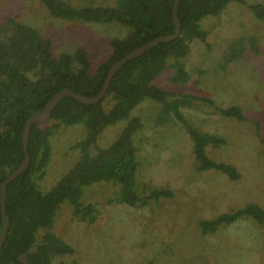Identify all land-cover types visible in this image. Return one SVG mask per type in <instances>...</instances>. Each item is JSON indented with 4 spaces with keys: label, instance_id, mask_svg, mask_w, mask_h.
<instances>
[{
    "label": "rangeland",
    "instance_id": "obj_1",
    "mask_svg": "<svg viewBox=\"0 0 264 264\" xmlns=\"http://www.w3.org/2000/svg\"><path fill=\"white\" fill-rule=\"evenodd\" d=\"M66 1L76 7L117 5V0ZM254 5L264 6V0H233L220 15L201 21L211 48L192 42L185 60L191 74L187 84L173 83L169 70L159 78L163 87L178 94L206 96L222 107L243 109L247 120L240 121L204 101L181 106L191 125L226 139L223 146L209 145L208 155L235 165L241 178L233 181L217 169L198 171L185 125L173 114L161 122L162 105L147 99L132 113L143 122L134 135L140 162L136 190L144 195L168 188L174 196L132 206L115 201L119 188L107 181L84 187L82 201L96 204L98 219L92 224L80 221L71 203L64 201L51 231L75 253L59 255L51 264H264V225L253 218L240 217L216 233L204 234L200 225L203 219L249 203L264 208V142L257 135L259 128L264 138V21ZM7 18L26 22L51 38L55 55L86 46L95 68L110 52L111 41L131 32L118 22L55 17L40 0H0V21ZM104 106L109 109L107 100ZM127 123L106 127L92 151L109 147ZM86 133L84 124H75L62 126L51 137V161L39 182L42 191L52 189L74 166L81 154L75 145ZM44 233L41 229L39 240Z\"/></svg>",
    "mask_w": 264,
    "mask_h": 264
},
{
    "label": "trees",
    "instance_id": "obj_2",
    "mask_svg": "<svg viewBox=\"0 0 264 264\" xmlns=\"http://www.w3.org/2000/svg\"><path fill=\"white\" fill-rule=\"evenodd\" d=\"M40 1L55 17L118 22L130 27L131 32L125 38L113 39L110 52L95 68L86 46L73 53L55 55L52 39L42 35L37 28L15 18L0 21V188L24 159L22 133L27 119L34 112L43 110L55 93L71 88L80 94L97 95L114 62L158 36L175 33L172 15L175 0H117L116 6L84 7L73 6L66 0ZM231 1L180 0L177 10L182 25L179 36L160 42L123 65L100 102L85 104L72 96L64 97L53 109L49 122L32 126L28 147L30 164L7 188L10 227L0 250V264H51L59 255L75 253L71 244L51 230L64 201L73 206L75 218L89 224L97 221L96 204L82 201L84 187L95 182L107 181L117 186L115 201L132 206L174 196L168 188L152 189L144 195L136 190L140 162L134 135L143 127V122L132 113L147 99L162 105L161 122L173 114L185 125L194 142L198 171L217 169L233 181L241 178L235 165L216 161L208 155L209 145L223 146L226 139L191 125L181 106L192 107L194 102L204 101L221 115L240 121L247 120L243 109L237 105L222 107L206 96L178 94L159 83L166 70L173 83L187 84L191 80L185 60L191 52L192 42L199 40L207 49L211 48L209 33L202 28L201 21L207 16L220 15ZM253 9L264 21V6L254 5ZM198 72L203 73L201 69ZM105 100L108 110L104 106ZM121 120L128 123L118 138L109 147L92 151L105 128ZM75 124H84L87 132L75 145L80 150V158L52 189L44 192L39 182L44 179L51 161V137L62 126ZM257 135L264 142L259 128ZM245 216L264 225V208L257 203L224 212L214 219H203L200 225L204 234L216 233L220 226ZM6 225L0 208V235ZM41 229L45 233L39 240Z\"/></svg>",
    "mask_w": 264,
    "mask_h": 264
},
{
    "label": "water",
    "instance_id": "obj_3",
    "mask_svg": "<svg viewBox=\"0 0 264 264\" xmlns=\"http://www.w3.org/2000/svg\"><path fill=\"white\" fill-rule=\"evenodd\" d=\"M179 2H180V0H175L173 11H172L173 20L175 23V33L172 35L158 36V37L154 38L153 40L148 41V42L142 44L141 46L133 49L125 57L114 62L110 66V68L107 72L104 84H103L100 92L97 95L88 96V95L80 94L71 88L62 89V90L58 91L57 93H55L48 100V102L46 103L43 110L34 112L27 119V121L24 125V128H23V133H22V144H23V149H24V153H25L24 159H23L22 163L17 167V169L14 170L2 182L1 188H0V191H1V199H0L1 215H2V219L7 221L6 228H5L4 232L0 235V250H1L3 244L6 240L7 233L9 231V227H10V217L7 213V205H6L7 188H8V185L10 184V182H12L18 176L23 174L27 170V168L30 164V155L28 152V147H29V137H30L32 126L34 124H44V123L49 122L51 120L53 109L56 107V105L64 97L72 96L73 98H75V99H77L80 102L85 103V104H95V103L100 102L105 97L112 79L114 78L116 73L122 68L123 65H125L128 61H131L133 59H136V58L142 56L148 50H151L152 48L157 46L160 42L171 41L174 38H176L177 36H179L181 33V26H182L180 18L178 16V12H177Z\"/></svg>",
    "mask_w": 264,
    "mask_h": 264
}]
</instances>
